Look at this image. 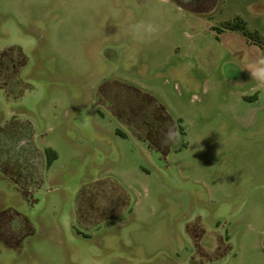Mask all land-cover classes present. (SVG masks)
I'll return each mask as SVG.
<instances>
[{
  "label": "rangeland",
  "instance_id": "obj_1",
  "mask_svg": "<svg viewBox=\"0 0 264 264\" xmlns=\"http://www.w3.org/2000/svg\"><path fill=\"white\" fill-rule=\"evenodd\" d=\"M0 264H264V0H0Z\"/></svg>",
  "mask_w": 264,
  "mask_h": 264
},
{
  "label": "clouds",
  "instance_id": "obj_2",
  "mask_svg": "<svg viewBox=\"0 0 264 264\" xmlns=\"http://www.w3.org/2000/svg\"><path fill=\"white\" fill-rule=\"evenodd\" d=\"M131 31L133 32L134 36H136L137 38L143 39L144 37H151L155 34L158 33L159 31V27L153 23H145V22H140L138 24H135L131 27ZM251 79H255L257 78L253 73H249ZM170 133L168 135V137L166 138H170Z\"/></svg>",
  "mask_w": 264,
  "mask_h": 264
},
{
  "label": "trees",
  "instance_id": "obj_3",
  "mask_svg": "<svg viewBox=\"0 0 264 264\" xmlns=\"http://www.w3.org/2000/svg\"><path fill=\"white\" fill-rule=\"evenodd\" d=\"M196 1L197 0H191V4L195 3ZM225 28L228 30H241L244 32V28H242L240 26L233 25L231 23H226ZM141 139L145 141L146 138L143 136ZM45 153H46L45 155H46V159H47V164H50L53 160L56 159V153L54 151H52L51 149H46Z\"/></svg>",
  "mask_w": 264,
  "mask_h": 264
},
{
  "label": "crops",
  "instance_id": "obj_4",
  "mask_svg": "<svg viewBox=\"0 0 264 264\" xmlns=\"http://www.w3.org/2000/svg\"><path fill=\"white\" fill-rule=\"evenodd\" d=\"M41 153V152H40ZM41 155H42V153H41ZM42 158H43V155H42ZM43 163H44V166H45V162H44V158H43V161H42ZM127 203L126 204H124V206H126L127 207Z\"/></svg>",
  "mask_w": 264,
  "mask_h": 264
}]
</instances>
